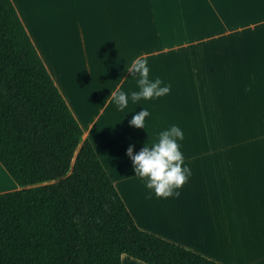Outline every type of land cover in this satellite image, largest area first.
<instances>
[{
	"label": "crops",
	"instance_id": "0c3cea01",
	"mask_svg": "<svg viewBox=\"0 0 264 264\" xmlns=\"http://www.w3.org/2000/svg\"><path fill=\"white\" fill-rule=\"evenodd\" d=\"M11 2L137 227L220 264H264V0ZM137 57L171 91L121 111L110 93L139 90ZM142 108L145 131L128 123ZM173 124L192 175L178 198L149 197L126 149Z\"/></svg>",
	"mask_w": 264,
	"mask_h": 264
},
{
	"label": "trees",
	"instance_id": "16d2710c",
	"mask_svg": "<svg viewBox=\"0 0 264 264\" xmlns=\"http://www.w3.org/2000/svg\"><path fill=\"white\" fill-rule=\"evenodd\" d=\"M0 264H220L134 223L11 0H0Z\"/></svg>",
	"mask_w": 264,
	"mask_h": 264
},
{
	"label": "clouds",
	"instance_id": "9594fccd",
	"mask_svg": "<svg viewBox=\"0 0 264 264\" xmlns=\"http://www.w3.org/2000/svg\"><path fill=\"white\" fill-rule=\"evenodd\" d=\"M128 72L137 77L138 91L125 92L111 91L118 110L126 108L129 98L133 103L144 100H152L166 96L171 91V85L164 83L161 78H149L147 61L139 57L135 58L128 66ZM148 108L134 114L128 121L130 126L145 131L146 117H150ZM184 139L183 130L176 124L162 130L158 134V140L150 146L144 145L138 152H133L134 145L130 144L126 149V155L131 160L134 176L139 178L148 191L149 197L178 198L182 187L192 175L191 168L185 163V157L181 151L180 141Z\"/></svg>",
	"mask_w": 264,
	"mask_h": 264
},
{
	"label": "rangeland",
	"instance_id": "374dc122",
	"mask_svg": "<svg viewBox=\"0 0 264 264\" xmlns=\"http://www.w3.org/2000/svg\"><path fill=\"white\" fill-rule=\"evenodd\" d=\"M0 174H3L2 177L0 175V192L4 193V192H11L14 190H18L19 188L17 187V185L14 183V181L7 176L8 174L5 172H2L1 168H0Z\"/></svg>",
	"mask_w": 264,
	"mask_h": 264
},
{
	"label": "bare ground",
	"instance_id": "6f19581e",
	"mask_svg": "<svg viewBox=\"0 0 264 264\" xmlns=\"http://www.w3.org/2000/svg\"><path fill=\"white\" fill-rule=\"evenodd\" d=\"M0 175H1V177H2L3 174H0Z\"/></svg>",
	"mask_w": 264,
	"mask_h": 264
}]
</instances>
